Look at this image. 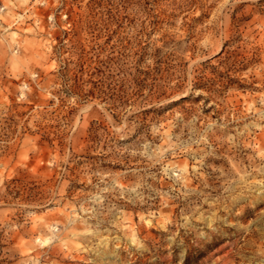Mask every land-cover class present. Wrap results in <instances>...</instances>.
<instances>
[{
	"label": "rangeland",
	"instance_id": "374dc122",
	"mask_svg": "<svg viewBox=\"0 0 264 264\" xmlns=\"http://www.w3.org/2000/svg\"><path fill=\"white\" fill-rule=\"evenodd\" d=\"M0 264H264V0H0Z\"/></svg>",
	"mask_w": 264,
	"mask_h": 264
}]
</instances>
